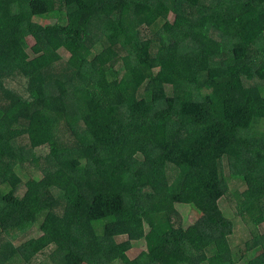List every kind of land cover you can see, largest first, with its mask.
Segmentation results:
<instances>
[{"label": "trees", "instance_id": "16d2710c", "mask_svg": "<svg viewBox=\"0 0 264 264\" xmlns=\"http://www.w3.org/2000/svg\"><path fill=\"white\" fill-rule=\"evenodd\" d=\"M182 204L201 214L188 227ZM71 256L264 264V0H0V264Z\"/></svg>", "mask_w": 264, "mask_h": 264}, {"label": "rangeland", "instance_id": "374dc122", "mask_svg": "<svg viewBox=\"0 0 264 264\" xmlns=\"http://www.w3.org/2000/svg\"><path fill=\"white\" fill-rule=\"evenodd\" d=\"M160 8L164 9L163 6H160ZM163 11H164V14L168 18L172 19L173 14L170 13V11H168L166 8ZM36 20L43 24L54 22L53 18H36ZM29 44L33 45L34 41L30 39ZM141 55L144 56V54H141ZM157 106H158V109H163L164 102L159 101L157 103ZM50 123H51L50 120L39 112L33 115L32 120H31V125H30L29 139H30V142L34 146L36 147L41 146L45 144L47 141H49ZM227 181L229 184V192H228V195H226L220 200L219 202L220 208L228 218L234 220L235 222V233L231 237V245L233 247V250L240 249V248L244 249V245L245 243L248 242V240L250 239V235H251L248 229L249 225L246 221L236 216V213H235V205H236L235 195L236 193H240L244 190V184L242 180L234 179V178H231L230 176L227 177ZM43 198H45V196H42L41 198L35 200L32 206V209H31L30 216H29L30 219H35L40 209L39 202ZM178 210L183 216L182 221L185 227L190 226L193 222H195L201 216L200 212L191 205H183V204L178 205ZM39 235H40L39 226L35 225L29 232L25 233L23 236L18 238L15 241V244H19L29 238L37 237ZM124 239L125 237H120L118 238V241H122ZM145 248H146L145 243L140 242L136 244L134 248L128 252V255L131 259H134L142 251H144ZM249 258H251V256H249ZM69 261L71 262V264H83L77 258L73 256L69 257Z\"/></svg>", "mask_w": 264, "mask_h": 264}]
</instances>
